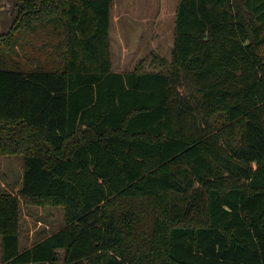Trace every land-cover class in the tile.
Here are the masks:
<instances>
[{"label":"trees","instance_id":"1","mask_svg":"<svg viewBox=\"0 0 264 264\" xmlns=\"http://www.w3.org/2000/svg\"><path fill=\"white\" fill-rule=\"evenodd\" d=\"M113 4L21 0L0 35V264H264V0H179L171 58L124 73ZM23 204L65 225L21 248Z\"/></svg>","mask_w":264,"mask_h":264},{"label":"rangeland","instance_id":"2","mask_svg":"<svg viewBox=\"0 0 264 264\" xmlns=\"http://www.w3.org/2000/svg\"><path fill=\"white\" fill-rule=\"evenodd\" d=\"M20 3L21 0H0V35L6 34L18 18ZM178 3L179 0H114L110 30L112 61L116 68L124 62L132 69L141 58L148 60V66L152 51L156 49H159L166 58H171ZM188 85V82L183 81L181 91H189ZM23 171V155L0 156V188L16 191L22 180ZM28 211L36 216V221H33L35 226L38 225V218L43 223H49L53 230L65 225L63 205L29 207L23 204L22 217ZM43 227L44 225L40 228ZM20 231L23 236V222L20 223Z\"/></svg>","mask_w":264,"mask_h":264},{"label":"crops","instance_id":"3","mask_svg":"<svg viewBox=\"0 0 264 264\" xmlns=\"http://www.w3.org/2000/svg\"><path fill=\"white\" fill-rule=\"evenodd\" d=\"M154 42L158 43L157 40H154ZM154 49H156V48H154ZM153 51H157L160 54H162V52H160L159 49H156ZM163 56H165V55H163ZM113 69L117 72L124 73V72H128V71L132 70L133 68L131 69L130 67H127V65L124 62H122L116 68L115 63L113 61ZM33 221H36V216H34V213L31 211L26 212L21 219V223L22 222L24 223V234H23V236L21 235V231H20V246H21V248L31 247L36 242V240L43 238V237H46V236L50 235L53 231H55V230H53V228H51V225L49 223H43L40 218H38V220H37L38 221L37 226H35V223H33ZM43 225H44V227L40 228ZM1 243H2V237L0 235V254H1ZM0 258H1V255H0Z\"/></svg>","mask_w":264,"mask_h":264}]
</instances>
